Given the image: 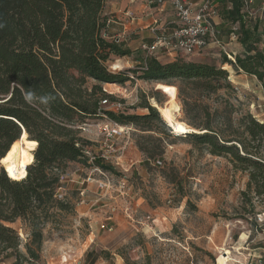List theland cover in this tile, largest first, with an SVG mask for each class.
<instances>
[{"label":"rangeland","instance_id":"374dc122","mask_svg":"<svg viewBox=\"0 0 264 264\" xmlns=\"http://www.w3.org/2000/svg\"><path fill=\"white\" fill-rule=\"evenodd\" d=\"M114 1L107 2L109 20H116L118 5ZM139 3L135 0L133 4ZM227 3H218L224 19ZM244 11L247 16L251 14L248 27L259 20L255 45L264 51L262 0L245 6ZM129 26L124 35L113 38L124 41L132 53L112 55L107 61L111 71L135 69L136 60L145 56L140 45L150 40L148 29ZM223 30L219 44L209 43L202 51L183 58L226 70L229 85L212 79L213 89L200 83L167 84L134 77L124 84H102L116 101L101 105L142 115L148 112L140 106L146 98L157 108L160 118L168 126L169 122L173 125V134L199 132L188 124H201L208 118L219 136L248 140L241 119L249 113L264 123V88L255 76L223 63L224 56L229 59L224 51L233 57L244 54L237 42L240 36L231 41L227 24ZM226 64L231 71L224 68ZM93 83L89 80L87 85ZM164 85L176 90L178 112L174 116L166 109L170 97ZM76 127L88 142L87 154L97 156L113 169H101L92 158L91 165L68 164L58 192L72 208L55 211V217L42 226L39 258L23 264H64L63 256L72 252L75 259L81 256L75 264H114L117 257L125 264H264V193L256 195L248 188L247 172L235 167L230 155H214L205 145L167 134L159 122L123 125L103 115L86 117ZM249 148L264 159L263 139L260 143L250 141ZM102 171L108 182L100 187L98 181H104ZM81 199L94 219L79 216ZM108 216L112 219L111 229L100 230L95 220L105 222ZM7 225L17 231L21 238L19 250L25 253L30 229L20 219ZM90 238L96 242L88 246ZM90 252L99 255L94 263L89 262ZM13 261L12 252L0 257V264Z\"/></svg>","mask_w":264,"mask_h":264},{"label":"trees","instance_id":"16d2710c","mask_svg":"<svg viewBox=\"0 0 264 264\" xmlns=\"http://www.w3.org/2000/svg\"><path fill=\"white\" fill-rule=\"evenodd\" d=\"M228 1L225 18L239 24L235 33L240 36L244 54H236L234 63L224 56L223 63L255 76L264 88V51L255 45L256 29L246 26L244 0ZM107 2L0 0V159L23 131L37 142L33 161L22 179H10L0 166V257L12 252V264L38 259L42 226L55 217V211L72 208L59 197L58 186L69 163L91 165L86 153L88 142L76 127L86 117L105 115L123 125L159 122L167 134L205 145L211 154L230 155L233 165L247 172L248 188L256 195L264 193V159L249 148L250 141L264 140V123L251 114L241 119L248 139L243 140L219 136L208 118L201 124H188L199 132L173 134L146 98L140 106L148 112L142 115L103 108L102 100L113 102L116 98L102 84H124L134 77L167 84L200 83L213 89L212 79L229 85L226 70L183 57L166 62L144 57L136 60L135 69L111 71L107 66L110 57L130 56L132 50L124 41L108 35ZM228 64L224 68L231 71ZM89 80L94 81L91 86L87 85ZM178 90L181 92L180 87ZM93 161L105 171L113 169L97 156ZM17 219L30 229L25 253L19 250L17 231L7 225Z\"/></svg>","mask_w":264,"mask_h":264},{"label":"built area","instance_id":"2783aa9c","mask_svg":"<svg viewBox=\"0 0 264 264\" xmlns=\"http://www.w3.org/2000/svg\"><path fill=\"white\" fill-rule=\"evenodd\" d=\"M156 1L159 4L163 2V0ZM168 1L175 13L173 25L165 32H157L156 29L152 30L151 41L142 42L140 45L145 58L154 56L158 50H164L172 57H183L202 51L209 43L219 44L220 41L214 21L218 15L219 0H200L196 4L190 3L189 0ZM249 3L250 0H244V5H248ZM262 5L264 6V0H262ZM234 30L236 29L234 28ZM221 49L224 50L223 47ZM224 53L234 63V57L228 52L224 51ZM103 89L106 91L105 88ZM101 103L107 105L109 102L104 99ZM91 158L93 160V156H90ZM100 174L103 176L104 181H98V185L100 187L107 186V176L103 171ZM81 196H83V192ZM82 203L83 200L81 199L79 204ZM62 261L66 263L64 257Z\"/></svg>","mask_w":264,"mask_h":264},{"label":"crops","instance_id":"0c3cea01","mask_svg":"<svg viewBox=\"0 0 264 264\" xmlns=\"http://www.w3.org/2000/svg\"><path fill=\"white\" fill-rule=\"evenodd\" d=\"M138 1L140 2L139 4H133L135 0H115L114 1L117 3L118 9L116 10L117 11L116 20H109L108 32L109 34H111L110 36L116 37V38L121 37L130 27L129 25L133 24V25H136V27L141 26L144 29H148L149 37H152L153 29H156L157 32H165V31H168V29L173 25V21L175 20V13L172 8V5L169 3L168 0H163L161 4H159L156 0H137V2ZM199 1L200 0H189V2L192 4H196ZM257 1L258 0H250V3L252 2L257 3ZM249 4L244 5V7L245 6L248 7ZM229 7H230V2L226 4V8H229ZM249 14L250 13L248 12V16L247 15L244 16V19L246 20V26H247V18H251ZM214 21H215V28L217 30V35H218L219 40H220V37L222 36V32H224L223 29L226 26V24L228 25V34H229L228 39L231 41L237 40L238 36L235 33V31L238 29L237 25L239 27V24L237 22L235 23L229 22L226 18L224 19V16L222 17V15H220V12H218V15L215 17ZM111 23H114L115 26L114 24L111 26ZM258 23H259V20L256 19L254 21V24L252 26H249V28H251L252 30L255 28L257 32L259 30ZM234 28L235 29L237 28V29L234 30ZM256 32H253L254 39L258 36ZM149 41H151V38ZM149 41H144V42H149ZM237 42H238V45L241 47L240 49L244 51V47L242 43L240 41H237ZM154 56L161 62H166L170 59L174 60L173 57L171 55L169 56L164 50L156 51ZM77 211L79 213V216L89 215V218L91 217L92 219H94V217H92V213L90 212L88 206H84L83 204H81L77 208ZM105 220H106L105 222H99V223L97 220H95V223H97V227L100 230L101 229H107V230L111 229V226H109L110 222L112 221L111 217L108 216L105 218ZM95 242L96 241L93 238H90L88 242V246ZM83 252L84 250L82 251V253ZM73 254L74 253L72 252V253H69L63 256L66 259V263L64 262V264H67V262L69 261L70 262L68 264H75L77 260L80 259L81 256H78L77 257L78 259H75V255ZM91 255L92 257L90 258L89 262L91 261L90 263H94L99 257V255L94 254L93 252H90L87 254V256H91ZM114 264H125V263H123L121 257H117L114 261Z\"/></svg>","mask_w":264,"mask_h":264},{"label":"bare ground","instance_id":"6f19581e","mask_svg":"<svg viewBox=\"0 0 264 264\" xmlns=\"http://www.w3.org/2000/svg\"><path fill=\"white\" fill-rule=\"evenodd\" d=\"M169 95L170 99L166 102V109L171 116L178 112L175 104L176 90L172 86L164 85L162 87ZM181 128V125L176 124ZM37 142L26 137L25 132L10 145L6 154L1 158L6 168V174L10 179L20 180L26 175V167L33 161V150Z\"/></svg>","mask_w":264,"mask_h":264},{"label":"water","instance_id":"95a60500","mask_svg":"<svg viewBox=\"0 0 264 264\" xmlns=\"http://www.w3.org/2000/svg\"><path fill=\"white\" fill-rule=\"evenodd\" d=\"M155 107V106H154ZM156 108V107H155ZM157 109V108H156ZM158 111V110H157ZM159 112V111H158ZM168 125V124H167ZM170 128H172V126H169ZM24 132V131H23ZM0 166L5 170L6 172V168L5 165L3 164L2 160L0 159Z\"/></svg>","mask_w":264,"mask_h":264}]
</instances>
